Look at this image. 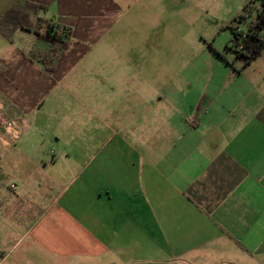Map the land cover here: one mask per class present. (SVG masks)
Wrapping results in <instances>:
<instances>
[{
    "label": "crops",
    "instance_id": "0c3cea01",
    "mask_svg": "<svg viewBox=\"0 0 264 264\" xmlns=\"http://www.w3.org/2000/svg\"><path fill=\"white\" fill-rule=\"evenodd\" d=\"M28 1L45 6L37 16L69 28L72 36L52 74L40 61L30 60L33 52L49 53L50 45L27 31L16 33L29 35L18 39L28 46L21 44L0 59V101L19 123L14 150L34 127L44 137L38 127L49 119L57 127L73 126L74 114L43 108L51 95L60 103L58 88L73 97L66 88L79 82L73 76L75 55L96 47L100 56L112 47L118 52L116 43L100 47L110 34L120 38L112 32L126 17L122 8L153 2ZM225 1L234 6L223 26L227 29L250 0ZM16 44L9 41L4 49ZM36 44L35 53L31 46ZM145 48L147 54L155 53L147 40ZM129 51L139 54L135 46ZM212 52L210 48L217 61L210 72L200 76L198 67L194 81L177 80L179 92L166 96L172 106L162 113L153 105L151 79L144 81L150 92L142 94L133 86L135 80L125 84L131 97L123 100L134 109L89 111L87 118L98 123L92 135L83 134V141L97 145L104 160L59 162L61 156L71 161L74 139L53 129L51 139L61 155L52 151L50 162H23L17 183L9 187L13 196L4 191L7 163L0 162V198L5 202L0 207V264H264V51L245 68L232 53L229 60ZM101 60L99 71L122 68ZM178 68L182 70L180 64L166 65L170 71ZM123 81L109 74L98 82V103L114 102L106 86L115 95L126 92L118 88L125 86ZM124 116L129 128H124ZM190 117L196 118V127L189 124ZM141 144L148 162L132 158ZM3 151L0 144V159ZM156 152H163L161 161Z\"/></svg>",
    "mask_w": 264,
    "mask_h": 264
},
{
    "label": "rangeland",
    "instance_id": "374dc122",
    "mask_svg": "<svg viewBox=\"0 0 264 264\" xmlns=\"http://www.w3.org/2000/svg\"><path fill=\"white\" fill-rule=\"evenodd\" d=\"M22 0H0V22L5 17L14 18V13L9 14L7 11L16 3ZM146 0H143V2ZM153 6L143 7L141 4L133 6V8L124 7L123 13L126 11V17L117 24L114 32L117 33L120 38L114 39V35H109L108 38L102 43V47L114 46L113 43L119 47L118 52L114 47L105 52V55L100 56L99 47H96L93 52H85L83 54L75 55V62H78L75 71H73L74 78L79 81L69 85L66 88L73 97H68V94L63 89L58 88L56 91L57 95H60V103H55L54 95L48 97L46 107L43 110L47 113L59 112L62 114H74L75 119L71 123L69 129L65 125H59L58 127L51 123V120L46 121L43 126L38 128L45 133L44 137H40V133L34 129L30 131L25 137L26 142L21 141V145L17 144V151L11 147L10 152H1L2 157L0 162L7 163V173L4 182V191L7 195L13 196V192L9 189L12 183H17V176L19 171L23 168V162H50V156L56 152L59 157L62 150L56 148L52 141L51 133L53 129L59 128V130L67 134L74 139L70 143L71 150L70 154L71 161H66L65 156H61L59 162H99L101 159L104 160V156H100L101 151L97 150V145H93V142L83 141L84 137L90 136L94 133V126L98 123L96 118L88 119L87 115L90 112L98 114L99 107L103 108L106 106V111L123 112L134 109V104L126 102L125 96L129 99L131 93L128 85L129 79L135 80L133 85L138 88L139 94L146 92L151 88L146 86L147 79L153 80V96L156 102L153 104L156 110H161L162 113L167 108L171 107L172 104L168 102L166 96L170 94L178 93L179 87L177 80L187 79V81L195 80L194 78L199 75L197 68L201 67L205 76L209 73L212 64L217 60V55H211L209 53L210 48L213 52H217L222 55L220 59H231L232 55L227 52L225 46L230 42L231 35L230 31L224 29L225 21L229 17V13L232 11L234 6H230L228 1L225 0H152ZM127 9V10H126ZM139 14V19L135 20L136 15ZM145 19V20H144ZM24 34V35H21ZM23 32L14 33L10 39L4 36L0 31V59L7 54L9 51L22 48L27 45L25 41H19L20 37L26 38L28 34ZM29 36V35H28ZM32 36V35H30ZM29 38V37H28ZM8 40V41H7ZM16 41V46L7 47L9 41ZM147 43L154 45V54H147L146 48L143 46ZM22 44V45H21ZM28 46V45H27ZM132 46L138 47L139 54H130L129 49ZM162 46H165V52L160 54ZM35 47V48H33ZM31 46V49L38 51L37 44ZM212 52V54H213ZM34 53V52H33ZM210 54V55H209ZM214 56V59L213 57ZM102 59V63L116 62L122 64V68L117 71H99L100 66L99 59ZM221 61V60H220ZM232 62V61H230ZM167 63L171 65L180 64L182 70L170 71L166 69ZM109 74H116L119 78H123L124 87H118L119 90H126L115 95L113 93L114 88L106 86L108 98L114 96L112 101L106 102L105 104L98 103V82L107 78ZM128 91V94H127ZM89 94L90 98L87 100L84 98V94ZM162 98L164 103H158ZM164 108H162V106ZM159 106V108H157ZM140 115L143 110L138 108ZM70 116V115H69ZM73 116V115H72ZM124 128H129L130 124L128 119L124 116L123 118ZM54 126V127H53ZM86 127H89L91 132H86ZM98 127V125H97ZM106 131V130H105ZM97 133V132H96ZM98 136V133L96 134ZM100 135H103L101 130ZM40 139H42L40 141ZM144 138L140 137V140ZM54 140V139H53ZM40 142V143H39ZM24 144V145H23ZM142 145L141 150L138 153L134 152L133 157H140L147 159L143 156L146 155V145ZM144 149V150H142ZM54 151V152H52ZM113 152L110 149L107 150L106 154L109 156ZM130 151L126 152V154ZM105 154V153H104ZM115 154V153H114ZM163 152H156L155 158L159 161L162 159ZM16 181V182H15ZM5 202L0 198V207H4ZM6 242V241H5ZM9 242V241H7Z\"/></svg>",
    "mask_w": 264,
    "mask_h": 264
},
{
    "label": "trees",
    "instance_id": "16d2710c",
    "mask_svg": "<svg viewBox=\"0 0 264 264\" xmlns=\"http://www.w3.org/2000/svg\"><path fill=\"white\" fill-rule=\"evenodd\" d=\"M39 10L46 11L47 8L28 0L16 2L7 11L14 13L15 17H5L0 22V31L8 39L18 30L27 31L47 42L51 47L50 52L41 55L32 53L30 60L40 61L45 66V72L52 74L55 63L69 45L72 32L67 27L37 16ZM227 29L231 39L226 51L233 54L234 62H241L242 68H245L264 51V0H250ZM218 55L222 58V55Z\"/></svg>",
    "mask_w": 264,
    "mask_h": 264
},
{
    "label": "built area",
    "instance_id": "2783aa9c",
    "mask_svg": "<svg viewBox=\"0 0 264 264\" xmlns=\"http://www.w3.org/2000/svg\"><path fill=\"white\" fill-rule=\"evenodd\" d=\"M192 127L198 125L196 118L190 117L188 119ZM19 123L18 120L12 118L4 108L0 101V144L1 148L6 151L10 149L19 138ZM14 188V186H12Z\"/></svg>",
    "mask_w": 264,
    "mask_h": 264
}]
</instances>
